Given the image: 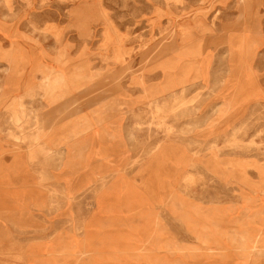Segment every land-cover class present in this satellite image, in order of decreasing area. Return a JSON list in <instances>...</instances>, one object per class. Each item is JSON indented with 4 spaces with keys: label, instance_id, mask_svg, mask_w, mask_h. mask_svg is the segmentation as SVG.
<instances>
[{
    "label": "rangeland",
    "instance_id": "obj_1",
    "mask_svg": "<svg viewBox=\"0 0 264 264\" xmlns=\"http://www.w3.org/2000/svg\"><path fill=\"white\" fill-rule=\"evenodd\" d=\"M0 264H264V0H0Z\"/></svg>",
    "mask_w": 264,
    "mask_h": 264
},
{
    "label": "bare ground",
    "instance_id": "obj_2",
    "mask_svg": "<svg viewBox=\"0 0 264 264\" xmlns=\"http://www.w3.org/2000/svg\"><path fill=\"white\" fill-rule=\"evenodd\" d=\"M72 115H73V114H72ZM57 140H58V139H57ZM78 144H79V143H78ZM72 146H73V145H72ZM76 151H77V150H76ZM87 151H88V150H87ZM81 159H82V158H81ZM219 165H220V164H219ZM176 208H177V207H176ZM99 222H100V221H99ZM94 227H95V230L98 231V230L101 229L102 226L99 225V223L96 222V224L94 225ZM103 227H104V226H103ZM85 232H86V234L91 233L90 231H86V230H85ZM90 236H91V235H90ZM90 236H88V239L91 240ZM231 238H232V237H231ZM108 240H109V238H108ZM109 244H110V243H109ZM91 250H92V249H90V250L87 251V249L84 248L82 252L87 253V252H90ZM73 255H74V254H73Z\"/></svg>",
    "mask_w": 264,
    "mask_h": 264
}]
</instances>
